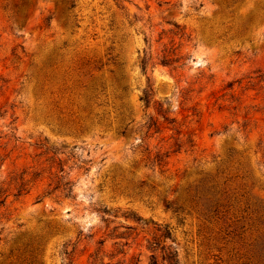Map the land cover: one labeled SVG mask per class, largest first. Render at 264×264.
Wrapping results in <instances>:
<instances>
[{
	"label": "rangeland",
	"instance_id": "1",
	"mask_svg": "<svg viewBox=\"0 0 264 264\" xmlns=\"http://www.w3.org/2000/svg\"><path fill=\"white\" fill-rule=\"evenodd\" d=\"M0 199V264H148L163 228L157 264H264V0H0Z\"/></svg>",
	"mask_w": 264,
	"mask_h": 264
},
{
	"label": "trees",
	"instance_id": "2",
	"mask_svg": "<svg viewBox=\"0 0 264 264\" xmlns=\"http://www.w3.org/2000/svg\"><path fill=\"white\" fill-rule=\"evenodd\" d=\"M171 55L173 54H163L159 60V63L163 66H170L173 63H176L178 61V58H173L171 57ZM145 68V67H144ZM146 98V99H145ZM144 98V101L146 100V102L148 103L149 98L148 96H146ZM151 126L155 127V123H151L149 128ZM124 133V132H122ZM47 151L52 153V157L50 158V161L52 163L54 162V159L57 161L55 164L57 165V172L60 173L61 175H57L55 174L53 176L52 182L49 184V186L53 185L51 192H60L63 194V196L65 197H70V194L72 193V184L68 181H65V177H64V163H66V161H68L70 158H72V154L70 152H63L64 150H55V149H51ZM177 151V150H176ZM65 156V160H61L60 158H58L57 156ZM168 157V153H164V154H160V153H156L155 157H154V161L157 162V164H161V162L163 161V158ZM20 183L18 184V192H20L22 190V186L24 185L22 182V178H20ZM5 199H0V207H2L4 205ZM169 205H167L168 207ZM157 232L160 233V235L158 237H153L151 241L147 242L148 246L147 249L151 252L150 255V261L148 264H157V260L156 257L154 255V252L157 251L159 243L158 240L160 237H164L167 238L169 237L170 233L166 228L163 229H157ZM118 238H123V237H118ZM161 251L163 253V257L162 260L165 261L167 264H177L176 263V258H175V253L170 251L169 248H161ZM68 257L70 256L71 252H64ZM123 254V252H121ZM29 264H36L35 261H31ZM92 264V263H91ZM95 264V263H93ZM137 264V263H136Z\"/></svg>",
	"mask_w": 264,
	"mask_h": 264
}]
</instances>
